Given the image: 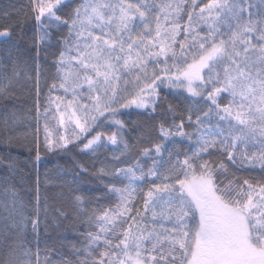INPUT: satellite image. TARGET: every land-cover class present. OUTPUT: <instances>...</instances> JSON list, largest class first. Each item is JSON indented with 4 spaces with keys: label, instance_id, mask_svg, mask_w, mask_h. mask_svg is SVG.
I'll list each match as a JSON object with an SVG mask.
<instances>
[{
    "label": "snow or ice",
    "instance_id": "snow-or-ice-1",
    "mask_svg": "<svg viewBox=\"0 0 264 264\" xmlns=\"http://www.w3.org/2000/svg\"><path fill=\"white\" fill-rule=\"evenodd\" d=\"M73 2L27 0L0 11V97L22 74L31 84L34 72L37 160L42 118L49 151L113 146L111 165L95 175L110 181L116 203L89 213L84 197L73 196L95 228L73 248L83 257L75 264H264V182L228 179L232 169L264 172V0H80L64 15ZM25 23L34 25V64L21 63L10 43ZM57 46L41 113L40 56ZM164 89L175 90L178 103L160 114ZM59 91L65 95H52ZM125 109L160 117L151 126L158 142L134 160L125 134L135 129L117 119ZM52 120L65 131L56 139ZM142 160H150L147 168ZM79 168L74 180L87 173ZM3 192L0 233L16 236L0 264H73L54 261L51 251L41 258L48 209L40 206L39 189L34 211L11 187ZM141 198L142 209L135 207Z\"/></svg>",
    "mask_w": 264,
    "mask_h": 264
},
{
    "label": "trees",
    "instance_id": "trees-1",
    "mask_svg": "<svg viewBox=\"0 0 264 264\" xmlns=\"http://www.w3.org/2000/svg\"><path fill=\"white\" fill-rule=\"evenodd\" d=\"M80 0H74L69 7L62 10L67 15ZM27 0H0V11L11 10L13 7L25 5ZM34 25L25 23L21 28L14 32V39L10 43L15 44L19 49V59L21 63L30 61L35 63L32 58L35 56V49L31 47V37L33 35ZM67 29L56 34V38H62ZM59 46L48 50L45 56L41 52L40 63L43 74L40 87L41 94V113H43L44 101L48 94V86L55 78L56 69L53 61L55 53L58 55ZM4 55L3 47L0 46V57ZM11 71V65H9ZM35 75L31 84L22 74L17 85L12 87L6 97H0V200H6L4 188L11 187L18 195V199L25 205V210H33L36 206L37 189H39L40 206L48 209L46 224L41 227V258L52 252L54 261L64 259L73 261L78 258L73 248H80L83 240V233L86 231H95V228L85 223V216L80 215L78 206L74 203L73 196L81 195L85 202L83 207L90 213L92 210L108 208L116 203V196L109 194L106 185L109 180L103 182L96 178L95 173L105 165H111L112 147L109 150H100L97 153L81 152V145L75 144L69 146L67 150L49 151L41 141L39 133V153L37 155V137H36V95H35ZM53 94V93H52ZM171 103L176 105L178 99L175 91L172 89L161 90L160 106L157 112L164 114ZM122 115L117 119L124 120L128 127L134 128L125 134V139L133 148L132 159L134 160L144 148L151 147L158 142L157 134L152 131V125L157 123L159 116L148 120L147 114H141L142 110L125 109ZM7 120V123L5 121ZM41 121V120H40ZM113 128L101 127L97 131L109 133ZM95 135V132L92 133ZM12 137L11 143L8 138ZM137 137L140 139L138 140ZM90 138V137H89ZM86 142V141H85ZM207 158V157H205ZM215 158V157H214ZM131 162V161H129ZM145 168L150 164V160L141 161ZM11 165V168L9 167ZM79 166L87 169L86 174H81L74 180L76 172L80 170ZM126 165L117 164L116 167ZM239 177L241 180L248 178L254 184L264 182V172L257 167L253 171L231 170V175ZM117 186H122L117 184ZM143 190L148 185L143 184ZM78 189V191H74ZM135 207H143V200L138 199ZM57 210L66 215L62 218L57 214ZM7 213L0 208V225L6 223L2 218ZM16 234L9 230L7 234L0 233V257L7 251V246L15 242Z\"/></svg>",
    "mask_w": 264,
    "mask_h": 264
},
{
    "label": "rangeland",
    "instance_id": "rangeland-1",
    "mask_svg": "<svg viewBox=\"0 0 264 264\" xmlns=\"http://www.w3.org/2000/svg\"><path fill=\"white\" fill-rule=\"evenodd\" d=\"M174 91H175V90H174ZM52 95H53V96H56V95H61V96H63V95H65V94L63 93V91H59V92H53ZM68 98L70 99L71 96L69 95ZM53 114H55V106H53V108H52V112L50 113V116L53 115ZM43 125H44V119L42 118L41 121H40V135H41V138H40V139H41L43 145L45 146V144H44V135H45V134H44V131H43ZM49 126H50V129H51L52 132H53V138H54V139L58 138L59 135H64V134H65L64 129H60L59 132L56 131V129H57V127H58V122H57V120H52V121H51V124H50ZM142 185H143V184H137V190H138V191H140V189H143L144 186H142ZM147 188H148V187H147ZM147 188H146L145 190H143V191H147ZM149 217H150V214H149Z\"/></svg>",
    "mask_w": 264,
    "mask_h": 264
}]
</instances>
